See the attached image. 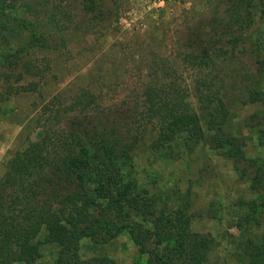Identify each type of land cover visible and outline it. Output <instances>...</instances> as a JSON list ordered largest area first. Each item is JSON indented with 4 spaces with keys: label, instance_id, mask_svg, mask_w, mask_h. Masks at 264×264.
Instances as JSON below:
<instances>
[{
    "label": "rangeland",
    "instance_id": "rangeland-1",
    "mask_svg": "<svg viewBox=\"0 0 264 264\" xmlns=\"http://www.w3.org/2000/svg\"><path fill=\"white\" fill-rule=\"evenodd\" d=\"M25 1L31 6L34 0ZM215 1L167 0L156 7L152 0H105L111 14L99 20L89 19L77 3L36 0L39 6L31 8L53 10L54 27L45 24L48 13L40 17L26 10L1 23V44L22 47L30 71L19 70L21 77L17 79L18 69L10 74L0 67V175L15 150L41 135V105L55 95L68 98L83 89L100 107L140 102L146 85L172 78L186 89L187 100L198 114L202 136L190 138L182 132L157 149L151 148L150 142L158 123L146 124L132 152L133 185L121 196L122 212L111 214L122 229L106 243L79 239L81 259L104 257L113 264L145 262L147 254L137 256L126 228L149 227L145 221L148 215L143 213L146 204L164 211L185 206L190 229L211 239L207 264H243L246 246L250 241H260L264 206L259 211V225L246 218L248 203L253 199L264 202V195L249 189L251 175L248 171L237 173L234 155L264 165V139L248 118L260 109L264 80L243 55L214 57L207 67L191 66L181 59L184 30L196 19L206 17ZM20 15L24 25L17 22ZM33 29L48 35L52 47L28 45ZM258 34L251 29L247 40H258ZM169 68L174 71L171 77L165 75ZM204 86L210 87L205 90ZM196 88L211 94L210 113L201 108ZM218 140L224 141V146H217ZM111 185L104 198L115 207L109 197ZM43 237L44 232H40L34 240L35 264H54L56 248L39 243Z\"/></svg>",
    "mask_w": 264,
    "mask_h": 264
},
{
    "label": "trees",
    "instance_id": "trees-1",
    "mask_svg": "<svg viewBox=\"0 0 264 264\" xmlns=\"http://www.w3.org/2000/svg\"><path fill=\"white\" fill-rule=\"evenodd\" d=\"M67 1L77 3L89 19L104 20L111 14L105 0ZM35 2L29 6L25 0H0V27L3 20L24 10L40 17L48 13L45 24L54 27L53 10L45 6L33 10L32 6H39ZM210 8L206 17L196 19L184 30L182 61L207 67L214 57L243 55L264 80V0H216ZM18 19V24L24 25L21 15ZM254 28L259 33L258 40L248 41V33ZM27 41L28 45L52 47L50 37L35 29ZM23 51L20 46L0 42V67L4 73L18 69L20 79L21 70L30 71ZM173 72L169 68L165 75L171 77ZM196 91L201 108L209 112L211 94L198 88ZM141 97L140 102L100 107L88 90L81 89L68 98L52 96L41 105V135L15 150L0 175V264H35L34 240L40 232H44V237L39 243L56 248L54 264H113L104 257L81 259L78 241L86 237L106 243L122 229L111 214L122 212L121 196L133 185L132 152L142 139L146 124L158 123L150 142L155 149L166 146L182 132L190 138L202 136L198 114L187 100L186 89L172 78L162 83L150 82ZM259 101L260 109L248 118L264 139V91ZM216 143L221 147L225 144L222 140ZM234 164L238 174L248 171L251 175L249 189L264 195V165L241 154L234 155ZM110 183L109 197L115 207L104 198ZM248 204L246 219L259 225L264 202L253 199ZM145 207L143 213L148 217L144 219L149 227L126 229L137 256L145 253L147 258L145 262L130 264H207L211 239L190 229L185 206L166 211L157 210L152 204ZM243 264H264V230L259 242L250 241L246 246Z\"/></svg>",
    "mask_w": 264,
    "mask_h": 264
},
{
    "label": "built area",
    "instance_id": "built-area-1",
    "mask_svg": "<svg viewBox=\"0 0 264 264\" xmlns=\"http://www.w3.org/2000/svg\"><path fill=\"white\" fill-rule=\"evenodd\" d=\"M167 0H152V4L155 5L156 7H161L166 3Z\"/></svg>",
    "mask_w": 264,
    "mask_h": 264
}]
</instances>
